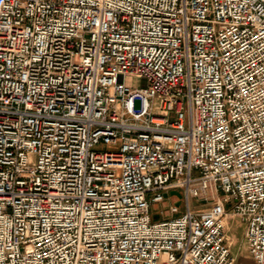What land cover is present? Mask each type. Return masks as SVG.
<instances>
[{
	"label": "built area",
	"instance_id": "obj_1",
	"mask_svg": "<svg viewBox=\"0 0 264 264\" xmlns=\"http://www.w3.org/2000/svg\"><path fill=\"white\" fill-rule=\"evenodd\" d=\"M230 216L264 264V0H0V264H234Z\"/></svg>",
	"mask_w": 264,
	"mask_h": 264
},
{
	"label": "rangeland",
	"instance_id": "obj_2",
	"mask_svg": "<svg viewBox=\"0 0 264 264\" xmlns=\"http://www.w3.org/2000/svg\"><path fill=\"white\" fill-rule=\"evenodd\" d=\"M125 84L131 88L136 89L141 87L143 81L137 78L136 76H128L125 78ZM153 106H157V101L153 103ZM135 107L138 108V102H136ZM163 197H165V201L161 204H153L150 208V213L153 218V221H160L164 219V215L167 217V210L169 206L175 205L181 211L184 210V197L183 191L181 189H171L163 193ZM212 203L211 198L209 197L207 201L203 202V209H206ZM199 205V201L191 200L190 207L192 210L197 209ZM163 213V214H162Z\"/></svg>",
	"mask_w": 264,
	"mask_h": 264
},
{
	"label": "crops",
	"instance_id": "obj_3",
	"mask_svg": "<svg viewBox=\"0 0 264 264\" xmlns=\"http://www.w3.org/2000/svg\"><path fill=\"white\" fill-rule=\"evenodd\" d=\"M229 209V205H226ZM226 238L230 244V252L234 257V264H256L249 255L244 240L245 225L237 217L230 216L226 220Z\"/></svg>",
	"mask_w": 264,
	"mask_h": 264
}]
</instances>
